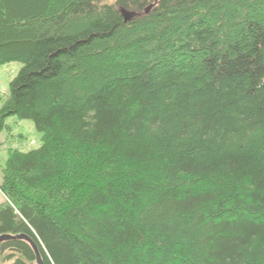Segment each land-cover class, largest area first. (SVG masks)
<instances>
[{"label": "trees", "instance_id": "obj_1", "mask_svg": "<svg viewBox=\"0 0 264 264\" xmlns=\"http://www.w3.org/2000/svg\"><path fill=\"white\" fill-rule=\"evenodd\" d=\"M10 62L0 133L41 145L4 161L0 236L43 264H264V0H0Z\"/></svg>", "mask_w": 264, "mask_h": 264}, {"label": "rangeland", "instance_id": "obj_2", "mask_svg": "<svg viewBox=\"0 0 264 264\" xmlns=\"http://www.w3.org/2000/svg\"><path fill=\"white\" fill-rule=\"evenodd\" d=\"M21 64L10 62L0 65V96L5 99L8 94V86L16 76ZM41 145V134H39L31 121L19 120L15 117L7 118L5 128L0 133V182L1 169L10 151L27 152L37 149ZM0 193V204L4 202Z\"/></svg>", "mask_w": 264, "mask_h": 264}, {"label": "water", "instance_id": "obj_3", "mask_svg": "<svg viewBox=\"0 0 264 264\" xmlns=\"http://www.w3.org/2000/svg\"><path fill=\"white\" fill-rule=\"evenodd\" d=\"M149 9H150V7H147L144 10V12L148 13ZM121 15L124 18L125 22L129 21L133 17L132 13H127L125 11H121ZM7 240H21V241H24L25 243H27L30 246V248L32 249V251L34 252V254H35V263L36 264H43L41 259H40L39 254H38L36 246L34 245V243L27 236H25V235H18V236H15V237L8 236V235L0 236V243L3 242V241H7Z\"/></svg>", "mask_w": 264, "mask_h": 264}]
</instances>
